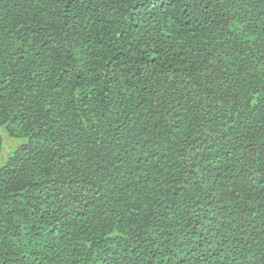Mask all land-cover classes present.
<instances>
[{"label": "trees", "instance_id": "obj_1", "mask_svg": "<svg viewBox=\"0 0 264 264\" xmlns=\"http://www.w3.org/2000/svg\"><path fill=\"white\" fill-rule=\"evenodd\" d=\"M0 264H264V0H0Z\"/></svg>", "mask_w": 264, "mask_h": 264}]
</instances>
